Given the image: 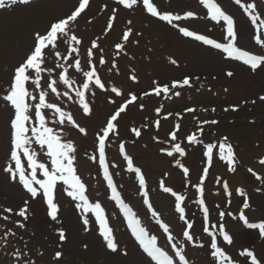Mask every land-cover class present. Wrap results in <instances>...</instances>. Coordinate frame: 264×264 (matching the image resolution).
<instances>
[{"label":"snow or ice","instance_id":"snow-or-ice-1","mask_svg":"<svg viewBox=\"0 0 264 264\" xmlns=\"http://www.w3.org/2000/svg\"><path fill=\"white\" fill-rule=\"evenodd\" d=\"M32 0H0V10L12 8L17 5H30ZM92 0H76V4L70 10L69 14L57 18L49 22L48 26L43 30H36L32 34V45L29 53L25 59L15 66L8 76L7 84L0 88V102L4 104V111L8 113V148L6 154V164L3 167V172L11 183H16L22 186V189L28 194V198L23 201L22 207L14 214L24 222L28 221V213L30 211V202L39 200L46 205V214L51 221L60 223L59 215L62 210L60 200L56 196L57 186L59 185L61 191L66 192L67 197L75 202V210L82 214V223L84 230H88L92 214L95 224H98V234L102 238L106 248L111 253L120 254L118 251L119 245L113 235V229L109 226L108 219L105 216L104 209L101 204L90 202L89 196L86 195V183L78 174L76 167L77 162V146L71 139H65L60 131L49 126L48 113L51 112L54 119L51 121L59 128L63 129L65 125H69L72 129L78 130L84 136L88 135L85 127L81 126L67 111H64L61 105L55 101H50V94L57 99L62 96L72 100L70 94L74 91L76 101L83 113L86 116L92 115V108L88 101L89 95H95L94 89L109 92L114 94L109 98L108 102L115 104L109 117L104 124L95 132L93 141V155L88 159L95 163L98 170H102L103 179L106 181L107 188L111 190L110 199L113 200L122 210L128 227L131 230L132 236L138 243L143 254L148 258L147 264H189V259L185 253V243L191 244L200 249L205 248L204 243H196V238L193 233L194 224L190 222V218L186 213V205L184 195L178 194L171 187L165 186L161 181L160 188L164 193L170 194L174 197V211L178 214L179 220L183 222L180 235L183 240H177V237L170 231V226L163 222L154 209L149 194L146 189L145 176L141 169L134 166V160L126 152L125 143H119V154L122 155L126 162L127 172L134 174L138 181L139 189L144 196L143 203L147 206L151 216L155 219L159 228L166 234V243L170 245V252L165 251L158 244L156 235H150L149 232L142 226L141 221L137 219L136 214L122 199L121 193L118 191L114 183L113 174L110 168H116L118 165L110 163L108 160L107 149L114 137L119 135L120 122L123 120L124 114L130 111V105H134L138 99L155 95L156 97L163 96L164 98H171V96L180 97L181 89L191 88L192 77L184 76L179 80H172L167 84H160L158 81H153V87L150 91H144L142 96H138L134 92L125 93L122 88L117 86L107 87V82L102 79L98 72L97 63L93 62V50H98L100 55L98 57V65L104 66L109 64L107 71L111 73L113 70L119 74L120 69L117 66L115 59L106 61L103 55V48L96 40L91 42V47L87 49V59L82 66L80 55L81 39L78 37L76 28L82 14H86V10H90ZM199 3L207 9L208 18L220 25L223 29L221 40L210 38L204 34H198L195 30H190L187 26H180L178 23L182 20L197 19L196 13L193 11H186L183 15L176 14L173 11L161 10L155 0H114L115 6L105 4L101 11L109 9V15L104 29V34L107 35L114 29V24L118 20V10H137L148 17L154 18L163 22L173 29H177L178 33L192 41L199 42L210 50H214L220 54L221 59L229 62H239L247 66L251 73H256L258 70L264 72V54H252L250 51L244 50L239 44V34L236 27V22L232 15L228 14L217 0H199ZM249 19L250 25L253 26L254 32L252 39L256 45L264 48V13L258 12L255 0H234ZM83 18H87L86 15ZM128 25L133 24V20L127 21ZM133 28L128 27L122 32V43L115 44L116 56L123 54L128 57L125 50V45L131 43L130 37L133 36ZM139 35V33H136ZM138 43V41H137ZM63 49V51H61ZM53 59V63L49 66L48 61ZM131 58V57H129ZM172 65L179 66L175 59H169ZM72 70L79 74L82 79L77 84V80L70 75ZM58 70V71H57ZM133 74L128 76V79L133 83H138V78L134 74L135 69H132ZM224 75L228 78H233L235 72L227 70ZM195 79H199L196 77ZM213 79H216L213 76ZM43 80V83H42ZM60 85H63L65 91L59 90ZM228 92V88H224ZM171 93V96L169 95ZM115 97H123L117 103ZM259 101L264 102V95L258 97ZM246 102V101H245ZM257 101L253 100L255 104ZM136 107L143 109V104H135ZM238 106H232L230 109L225 108L224 111H238ZM162 109L157 108L156 114L160 115ZM186 113H195L196 109L187 107L184 109ZM215 112V109H212ZM172 113L164 116L168 119ZM179 119H183L180 113H176ZM219 123L216 119H206L200 121L197 125V131L186 136L188 145H196L201 143L200 136L204 134V125H217ZM161 121H155V127L159 130ZM181 130V124L176 123L173 130L169 133L170 140L175 142L172 144L171 150L161 149L168 157L174 158L175 166L181 170L185 181L190 180V168L185 166V163L176 158L185 157L187 152L178 140V133ZM132 132L135 137L141 136L139 129L133 128ZM153 139H156L153 137ZM38 146V147H34ZM216 145H209L206 152L202 155L207 159L203 161L205 166L202 168L201 175L198 182L194 185L198 200L196 203L202 210V231L206 233L210 240L208 247L211 249V256L214 258L216 264H231L230 257L226 255L223 250V245L218 244V238L228 245L233 243L232 237L225 230V211H219L215 223L210 219V209L206 204L205 197V183L209 176L210 169L213 167L214 157L218 155L220 161L227 164V171L235 173L237 171L236 160L237 155L234 146L229 142V137L224 136L218 145V152L214 153ZM39 152L46 153V157L50 160V164L41 161L38 156ZM260 165H264V158L260 159ZM248 171L259 181L264 183V176L258 175L252 168ZM42 177V178H38ZM216 184L220 185L223 192L230 198L232 193L229 190V184L226 180L222 181L220 177L216 178ZM261 191V189H257ZM236 193L242 196V209L239 212L238 220L242 221L248 229H258L261 239H264V222L253 223L245 215L243 210L250 209L252 206L249 203L248 194L244 189H237ZM219 194V193H217ZM231 204V199L226 201ZM219 208V205H217ZM4 213H13L10 207L3 208ZM228 217L237 219L233 216L231 211L227 212ZM8 215L2 217L3 220H9ZM20 220L14 223L20 228H25V223ZM218 229V231H213ZM16 236V232L11 229L6 230L0 236V246H7L9 237ZM58 238L61 243L67 239L66 233L63 229L58 232ZM42 254V253H41ZM127 255V252L123 253ZM243 255L250 258V264H261L253 251L246 250ZM11 256L16 261V264H35V261L29 259H22L28 256V252L21 249H14ZM62 253L57 251L54 259L60 264Z\"/></svg>","mask_w":264,"mask_h":264},{"label":"bare ground","instance_id":"bare-ground-1","mask_svg":"<svg viewBox=\"0 0 264 264\" xmlns=\"http://www.w3.org/2000/svg\"><path fill=\"white\" fill-rule=\"evenodd\" d=\"M75 1L76 0H50V2L47 5L40 6L44 2L43 0L38 3L31 4L29 6L19 7L17 8L18 10L12 14H9L5 11L0 12V82L3 80L5 81L8 80L9 74H6L3 70L5 65H12L16 63L17 61L21 60V58L25 56L30 50L31 38L29 36V31L31 32V30L35 28L43 29L47 25V22L49 21L50 17L54 13H57V15L65 14L73 7ZM173 1L175 2L178 0H173ZM177 6L180 8H182L181 6H184L183 8L185 9L187 8L184 4L183 5L177 4ZM101 22H102L101 19L97 20L96 22L97 27L100 26ZM159 24L158 22L155 23V27H153V31L155 30L158 33H161V31L163 32L162 29L158 27L156 28V26L162 25V24L161 25ZM94 25H92V27H94ZM97 30L98 29H93L92 32L88 30V32L85 33V36H88V37L93 36L97 32ZM116 34H117V28H115V30L111 33V35L109 36V39H112L114 36H116ZM168 38L167 39L165 38V40L167 41V43H169L168 49L171 52V55L174 56L176 59H178L177 58L178 56L184 59L187 58V60L190 62L191 69L208 68L210 69V72H216V71L220 72L221 69H223L224 67L232 66L237 69L236 70L238 74L237 80L239 82L241 81L240 82L241 84L247 85L246 83L248 82L247 77H245V74H244L245 68H243L241 65L232 63V62H225L223 60H219L218 56L211 50L205 49L202 46H199L191 41L179 38V36H178L177 41L174 40L172 36H169ZM168 40H173L174 42L171 44L170 41L168 42ZM241 42H242V45L246 46V42H247L246 39L245 40L242 39ZM136 65H137L136 69L139 70V73L143 78H146L145 70L152 71L153 75H160L161 77H165L166 79L172 78L171 76L179 74V72L177 71L175 72L173 68L169 67V65L166 62H163L164 66H157L156 60L154 59H152V61H150L149 64H144L138 61ZM184 70H187V69H183V71ZM179 71L183 72L182 70H179ZM204 75H207V74H204ZM122 81H124L123 78H122ZM234 81H235L234 78H232L231 80H228L227 78H225V82L229 83V85L232 87L229 91L230 92L229 95L232 98L239 96L243 92L242 88L241 89L235 88ZM260 85H264V77L261 78ZM208 86H210V84ZM205 94L208 95L207 93ZM100 97L101 95H99L98 99L96 100L97 103H100V106L96 105L94 107L95 110H94V114L92 115V117L81 119L82 123L85 124L89 128V130L96 129V127L99 126L98 122L100 121L103 122L104 112H102V108L105 106H106L105 107L106 109L109 108V106H107L106 103L105 105L103 104ZM153 101L157 102L155 99L152 98L150 99L148 105L152 104L153 106L154 105L152 103ZM177 103L178 101L175 102V104ZM105 108L103 111H105ZM150 109L151 108L147 109L148 110L147 113H149ZM137 115H138L137 112L134 111L130 113L129 111L126 115L123 116V119L125 118V116H127V118H133ZM7 121H8V113L4 110H1L0 108V137L3 139V142H0V163L1 164L5 161L7 148H8V145H7L8 130L6 127ZM93 121H94V124L97 123V125L91 124ZM128 122L129 120L127 121L124 120V123L122 126L126 125ZM124 131L125 129L123 128L122 132ZM232 136L237 137V134L235 131L232 132ZM73 139L74 141L77 142V146L80 147L79 152L83 150L80 145L81 143L91 142L90 133H89L88 139L83 138L79 136L78 134H76V136ZM130 150L136 156L138 164L145 168V170L149 174L150 180L153 181V183L156 182L155 177L159 173H161L163 170L165 171L169 170L172 172L170 183H173L176 178L180 177L177 174V172L173 171L170 168L169 164L167 163V159L153 155L151 151H142L137 147H133ZM253 151L256 152L255 150ZM248 155L249 154L245 155L244 153L245 157H247ZM192 157H193V153L189 156L188 160L190 161ZM191 165H194V164L191 163ZM90 168L92 169L91 166ZM193 168L194 170L196 169L195 167ZM261 169L264 170V168H261ZM0 170H1V167H0ZM217 170H219V168H217ZM84 172L87 173L88 171L84 170ZM4 178L5 176L1 172L0 173V193H5L6 196H9V197L15 196L19 199V197L21 196V193L16 189V186L10 185V183H8V185L5 184ZM231 178L234 184H243L246 181V177H244V175L241 172H238ZM155 202H156L157 207L163 212H166L170 206L172 207L171 201L167 197L161 194H158L155 196ZM34 207H35V211L40 216L41 215V213L39 212L40 205L38 203H35ZM63 217L66 220L65 224L69 230V240L67 241V244L65 245V248L67 249L68 253L74 254L75 256H79L82 258L88 257L90 264H99L97 263V260L100 257H102V249H103L101 244L98 241L92 239V237L86 238L87 240L86 242L89 245V248H88L89 250L87 251V253L79 252L77 244L82 242L83 240L81 239V236L78 235L81 232V226L78 223L79 222L78 218L76 219L70 211L65 212ZM170 219L174 221V216L170 215ZM230 228L235 233L239 232L238 228L235 226H231ZM120 240H122L125 244H127L122 236H120ZM236 244L240 245V242L238 241ZM258 250H259L261 257H264V247L260 246L258 247ZM66 262H68L67 264H76L74 261H70V259H68ZM146 262H147V259H146ZM8 263H9V260L3 259V257L2 258L0 257V264H8ZM144 263L145 262L142 261V256L140 254L139 255L136 254L134 249H131V255L129 256V260H127L125 264H144Z\"/></svg>","mask_w":264,"mask_h":264},{"label":"rangeland","instance_id":"rangeland-1","mask_svg":"<svg viewBox=\"0 0 264 264\" xmlns=\"http://www.w3.org/2000/svg\"><path fill=\"white\" fill-rule=\"evenodd\" d=\"M225 69H228V68H225ZM208 73L209 72L207 71V74ZM246 73H247V71H246ZM213 74H216V77H220V79H225L224 69H222L220 73H214V72L210 73V75H213ZM263 74H264V72H260L258 75L252 76L254 79L252 81H250L248 85H246L244 92H243L242 97L245 100H249L246 98H252V97L256 96L258 93H264V86H260V84H259V78L261 76H263ZM241 99L242 98H237V99L232 100L231 102L239 103ZM255 112H257V110H255ZM244 116L246 118H244ZM249 116L250 117H257L255 114H249V108L247 107L244 109L243 115H242V118L244 119V121H246L245 125H242L244 128L238 129L239 134H240V138H241V139H239V142L244 147V149L247 147L252 148V145L256 139L258 141L260 140L261 142H264V133H263L264 132V119L261 121V123L258 122L256 125H250V123L247 121V117H249ZM239 120L242 122L241 119H239ZM238 126L239 125H237V124L233 125L232 127L229 126L230 128H228V129H237ZM246 177L248 179H251L248 175H246ZM258 201L260 202L261 205H264V198H259Z\"/></svg>","mask_w":264,"mask_h":264}]
</instances>
